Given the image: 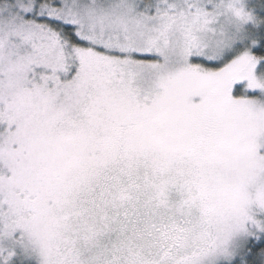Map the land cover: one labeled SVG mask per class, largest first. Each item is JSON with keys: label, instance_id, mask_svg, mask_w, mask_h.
Segmentation results:
<instances>
[{"label": "snow or ice", "instance_id": "1", "mask_svg": "<svg viewBox=\"0 0 264 264\" xmlns=\"http://www.w3.org/2000/svg\"><path fill=\"white\" fill-rule=\"evenodd\" d=\"M0 264H264V0H0Z\"/></svg>", "mask_w": 264, "mask_h": 264}]
</instances>
